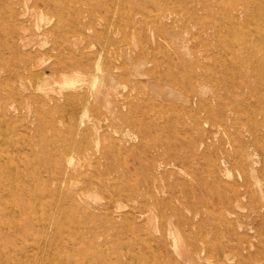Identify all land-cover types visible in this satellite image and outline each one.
Listing matches in <instances>:
<instances>
[{
    "label": "rangeland",
    "instance_id": "374dc122",
    "mask_svg": "<svg viewBox=\"0 0 264 264\" xmlns=\"http://www.w3.org/2000/svg\"><path fill=\"white\" fill-rule=\"evenodd\" d=\"M89 20L91 70L78 89L39 75L48 60L31 70L17 60L23 32L33 52L69 57L71 29ZM110 60L127 73L118 92L76 110L69 93L97 91L96 63ZM221 117L236 123L214 125ZM263 167L264 0H0V264H191L174 252L168 220L196 209L202 224L178 229L192 263L264 264L252 206L264 200ZM153 177L161 194L145 185ZM237 191L247 197L230 213ZM214 197L224 206L212 208Z\"/></svg>",
    "mask_w": 264,
    "mask_h": 264
},
{
    "label": "bare ground",
    "instance_id": "6f19581e",
    "mask_svg": "<svg viewBox=\"0 0 264 264\" xmlns=\"http://www.w3.org/2000/svg\"><path fill=\"white\" fill-rule=\"evenodd\" d=\"M40 2H42V4H45V5H47L48 4V0H40ZM34 6L35 7H37V6H39V5H37V4H34ZM46 14H45V12H43V14H42V16H41V18H42V20H45V22L46 23H50V21H52V18H53V16L52 15H50V16H45ZM91 18V17H90ZM114 20V19H113ZM94 24V22L92 21V20H89L88 22H86V21H79V23L77 24L76 23V25L71 29V31H70V33H71V38H70V50H71V52L73 53L72 55H70L69 57H64V58H61V57H58L57 56V54H54V52H51V49H47V50H45V51H40V50H38V49H36V50H34L35 52H33V48H34V46L32 47V46H30L29 45V42L27 41V35H26V33L25 32H23L21 35H20V40H19V43H18V47L19 48H17V54H16V58H17V60L18 61H20L21 63H23V69H26V70H31L33 67H35L36 65H39V64H43V62L45 61V60H48V62L45 64V65H42L41 67H40V69L38 70V74L39 75H48L49 73L51 74V76H54V77H57V76H61L62 77V81L61 82H59V83H61V86H62V88H64V87H71V88H74V89H78V83L80 82V81H83L84 80V78H81V79H79L81 76V73L83 74V76H85V75H87V74H89L90 73V70H91V64H90V62H89V55L91 54L90 52V48H91V46L92 45H90L89 43H83V38L84 37H86V36H89V33H91L92 34V32H95L96 31V29H95V27H93L92 25ZM111 25V24H110ZM38 27V29H40L41 28V26L40 25H38L37 26ZM51 28V27H50ZM111 28V27H110ZM109 28V29H110ZM53 30V29H52ZM52 30L51 29H49V30H46V31H43V33H46V32H52ZM109 34V33H108ZM108 39H110V38H108ZM44 42H46V41H44ZM111 42L112 43H114L113 42V40H111ZM56 47V46H55ZM56 48H58V47H56ZM106 48L105 47H103V48H101V50H105ZM100 54V53H99ZM101 54H102V52H101ZM64 55V54H63ZM28 58H33V57H35V56H40V58H41V60H40V63H38L37 64V61H35L34 63H32V62H30V63H28V62H26L25 60H26V58L27 57ZM102 57V56H101ZM101 57H99V58H101ZM97 62V61H96ZM98 63V62H97ZM96 63V65H98V69L101 71V76L100 75H98V74H96L95 75V78H96V80L97 79H100L99 81H98V83L95 81V84H97V91L95 90L94 91V89L91 87V88H86L85 87V91H79V92H74V93H69V95H68V98H69V100H72V101H74V103H75V108H76V110H77V108H79V107H83L84 109L85 108H87V106L89 105V103H91V102H93L95 99H96V94H99V93H103V94H106V95H109V93L111 92V89H114L115 91H117L118 90V86H119V84L121 83L120 82V79H125L126 78V76H127V73H124V72H118V73H115V70L114 69H122L123 70V62H121L120 64H117V63H115V61H112V60H110L105 66H100L99 64H97ZM96 68V69H97ZM81 69V70H80ZM97 69V70H98ZM76 72V71H78L80 74L77 76V77H71L70 75H69V73H71V72ZM15 73V75H16V77H21L22 75L17 71H15L14 72ZM37 74V75H38ZM107 75H109V77H110V79L108 80V81H106L105 79L107 78ZM32 77L31 78H34L36 75L35 74H33V75H31ZM7 79H9L8 77H4V81L5 80H7ZM15 79V78H14ZM118 80V81H117ZM114 81L116 82V84L114 83ZM93 85H94V83H93ZM37 89H40V90H45V88L44 87H42L41 85L40 86H38L37 87ZM118 92V91H117ZM241 93V92H240ZM170 94V93H169ZM171 96H173V95H171ZM37 99V98H36ZM68 101V100H67ZM127 102H129L128 100H126L125 99V101H124V103H127ZM65 104V103H64ZM63 104V105H64ZM97 104V103H96ZM130 104V103H129ZM57 105H59V104H57ZM117 106H121V103H120V101L118 102V105ZM59 107L61 108L62 106H60L59 105ZM90 107V106H89ZM59 108V109H60ZM64 108V107H63ZM82 108V109H83ZM91 108V107H90ZM89 108V109H90ZM93 108V107H92ZM91 108V109H92ZM87 111V110H86ZM70 112H72V111H70ZM233 114H234V116H236V117H239L238 115H239V112H241V109L240 108H234L233 109ZM70 114V113H69ZM72 114L74 115V114H76V113H74V112H72ZM84 114V113H83ZM94 114V113H93ZM96 115V114H95ZM227 116H232L233 117V115H231V114H229V115H227ZM74 117L77 119V117H76V115H74ZM82 118H83V115L81 116ZM71 118H72V116H71ZM73 120V119H72ZM71 120V121H72ZM230 120L232 121V118H230ZM79 121L77 120V124H79L78 123ZM232 122H234V123H236V121H232ZM232 122L231 123H228V121L226 120H224V118L223 117H221L220 119H214V121H213V124L214 125H218V124H220V125H224L226 128L227 127H229L230 125H233L232 124ZM80 124H82V125H84L85 124V120L84 119H81V122H80ZM90 125V124H89ZM234 126V125H233ZM76 128V127H75ZM86 129V128H85ZM89 129H90V127H89ZM78 130V129H77ZM91 131V130H90ZM79 132V131H78ZM82 132V131H81ZM106 133V132H105ZM103 134V133H102ZM82 135H83V133H82ZM108 135H109V133H108ZM75 137V136H74ZM87 137V136H86ZM80 138V137H79ZM73 141L75 140L74 138L72 139ZM79 140V139H78ZM81 140V139H80ZM83 140H84V138H83ZM89 140H90V138H89ZM102 140V139H101ZM77 141V140H76ZM85 141V140H84ZM83 141V143H84V145H85V142ZM96 141V140H95ZM103 142V141H102ZM79 143H81V141L79 142ZM95 144V143H94ZM74 145H76V144H74ZM95 146H96V144H95ZM97 146H99V145H97ZM79 147V146H78ZM83 149V148H82ZM76 150V149H75ZM13 152V151H12ZM71 152V151H70ZM77 152V151H76ZM80 152H81V150H80ZM82 153V152H81ZM70 154V153H69ZM68 154V155H69ZM83 156V155H82ZM81 156V157H82ZM231 155H229V153H226L225 154V157L226 158H228L229 160H231V158H229ZM243 156L244 155H241V157L242 158H238L235 162H233L234 163V165L235 166H238L239 164H244V158H243ZM68 157V156H67ZM72 158V156L70 155V158L69 159H71ZM157 159H161L160 157H158ZM156 159V160H157ZM9 160V159H8ZM73 160V159H72ZM163 160V159H162ZM69 161H71V160H69ZM165 160H163V162H164ZM232 161H233V159H232ZM166 162V161H165ZM70 163V162H69ZM72 163H73V161H72ZM157 163V162H156ZM10 164V163H9ZM162 165V162H160V163H158L156 166H161ZM64 168V167H63ZM158 168V167H157ZM253 169V171H254V173H256V171L258 170V168H256V167H253L252 168ZM260 170H262V171H264V167L262 168V169H260ZM104 173H105V171H104ZM73 176H74V174H73ZM95 176V175H94ZM96 178V177H95ZM258 178V177H257ZM93 179H94V177H93ZM258 180H260L259 178H258ZM65 181V180H64ZM68 181H69V179H68ZM99 182V178H98V180L96 179V182ZM151 181V182H150ZM59 183H60V181H59ZM15 184V183H14ZM63 184H64V182H63ZM106 184H107V182H106ZM151 184V185H150ZM146 187L148 188V189H151V188H153L154 190H155V194H158V193H160L161 194V192L162 191H164L163 189L165 188V186L164 185H162V184H160V183H158V179L156 178V177H153V178H149V179H147L146 180ZM63 186V185H62ZM68 187V186H67ZM137 187H132V189H131V191H133V192H137L138 191V189H136ZM62 189V188H61ZM81 190V189H80ZM123 189H121V191H122ZM49 191V190H48ZM55 191V190H54ZM64 193V192H63ZM247 193L248 194H253V191L251 192V191H248L247 190ZM47 195V194H46ZM60 195H61V193H60ZM63 195V194H62ZM243 195V197L244 198H246L247 197V194H246V192H244V193H240L239 191H237V192H235V194L232 196V198H227L226 199V201H225V204L227 205V209H228V211H230V213H231V211H233L234 209H233V204H234V201H237V202H240V200H241V196ZM110 197V196H109ZM31 198V197H30ZM68 198V197H67ZM34 199V198H33ZM107 201H108V199H107ZM34 202V201H33ZM112 204L115 206V207H121V205H122V201H118V200H116V199H113L112 200ZM6 203V202H5ZM156 204H158V202H155ZM211 206H212V208H218V207H222V206H224V200L223 199H217V198H212V201H211ZM252 206L254 207V209H255V211H256V214H255V217H254V219L256 218V219H261V218H264V200H262V201H260V200H257V199H254V201H252ZM108 207V206H107ZM22 208H23V206H22ZM29 209V208H28ZM39 209V208H38ZM18 210V209H17ZM131 210V209H130ZM38 211V210H37ZM36 211V212H37ZM23 214V213H22ZM123 214V213H122ZM222 214V213H221ZM59 215V214H58ZM124 215V214H123ZM63 216V215H62ZM127 217V216H126ZM53 218H54V216H53ZM62 218H64V217H62ZM49 219V218H48ZM58 219V218H57ZM204 221V219H203V217L201 216V213H200V211L199 210H194V213L190 216V217H185V216H180V217H177V218H175V219H172V217H170L169 218V220H168V224H169V231H168V235L170 236V238H171V240H172V248H173V250H174V252L175 253H177L180 257H182L183 259H185V260H188V261H190L191 262V264H194V263H192V260H191V258H190V253H189V248H188V246H187V241H188V239L186 240V238H184V236H183V234H182V232L180 231V230H178V229H180L179 227L181 226V225H185V224H187V225H200V224H202V222ZM69 222V221H68ZM2 223V222H1ZM226 223L228 224H226L228 227H230L229 225H231V224H233V220L232 219H226ZM45 224L46 225H48L46 222H45ZM13 225V224H12ZM220 225V224H219ZM59 226V225H58ZM43 227H45V226H43ZM7 228V227H6ZM50 228H51V225H50ZM54 229V228H53ZM43 230V229H42ZM50 230H52V229H50ZM156 230H158V228H156ZM54 231H55V229H54ZM68 231V230H67ZM44 232V231H43ZM55 233V232H54ZM54 233H52V235H54ZM79 233V232H78ZM58 234V233H57ZM56 234V235H57ZM56 235H55V237H56ZM51 236V235H50ZM7 237H10V236H7ZM52 237V239H54L53 238V236H51ZM57 237H59L58 235H57ZM56 237V238H57ZM77 238H79V235H78V237ZM157 238V237H156ZM155 237H154V239H156ZM29 239V238H28ZM67 240H68V238H66ZM70 239V238H69ZM55 240H57V239H55ZM54 240V241H55ZM58 240H59V238H58ZM158 240V242H160V244L161 245H164V248L167 250V252H168V247H167V241L163 238V237H161L160 239L158 238L157 239ZM76 241V240H75ZM56 242V241H55ZM54 242V243H55ZM69 242V241H68ZM58 243V242H57ZM59 243H61L62 244V242H59ZM73 243H74V241H73ZM48 244H49V242H48ZM52 244V243H51ZM56 244V243H55ZM54 244V245H55ZM65 244V243H64ZM71 244H72V242H71ZM70 244V245H71ZM53 245V244H52ZM69 245V246H70ZM30 246V245H29ZM69 246H67V247H69ZM72 246V245H71ZM52 247H56V246H52ZM155 247V246H154ZM31 248V247H30ZM48 249V248H47ZM52 250V249H51ZM56 250V249H55ZM203 251H205V252H207V250L206 249H203V250H200V251H198V253H201V252H203ZM12 252V251H11ZM57 252V251H56ZM54 253V255H55V251L53 252ZM52 253V254H53ZM140 253V252H139ZM43 254H44V252H43ZM73 254V253H72ZM56 255H57V253H56ZM56 255H55V257H56ZM139 255V254H138ZM51 256H53V255H51ZM43 257V256H42ZM72 257V256H71ZM57 258V257H56ZM73 258V257H72ZM130 258V257H129ZM135 258H137V257H135ZM46 259V258H45ZM57 259H59V258H57ZM66 259V258H65ZM39 261V260H38ZM59 261V260H58ZM72 261H73V259H72ZM44 262V261H43ZM60 263V262H59ZM130 264V263H129Z\"/></svg>",
    "mask_w": 264,
    "mask_h": 264
}]
</instances>
